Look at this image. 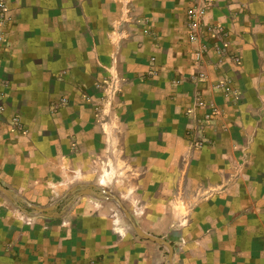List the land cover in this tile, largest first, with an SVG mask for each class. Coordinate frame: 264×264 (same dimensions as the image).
<instances>
[{"label": "crops", "instance_id": "0c3cea01", "mask_svg": "<svg viewBox=\"0 0 264 264\" xmlns=\"http://www.w3.org/2000/svg\"><path fill=\"white\" fill-rule=\"evenodd\" d=\"M192 2L7 0L0 184L64 182L78 159L82 174L113 166L104 185L114 176L138 225L174 255L103 210L73 216L60 203L17 230L0 204V264H264V0H214L206 21L227 46L204 65ZM14 115L26 133L11 131Z\"/></svg>", "mask_w": 264, "mask_h": 264}, {"label": "rangeland", "instance_id": "374dc122", "mask_svg": "<svg viewBox=\"0 0 264 264\" xmlns=\"http://www.w3.org/2000/svg\"><path fill=\"white\" fill-rule=\"evenodd\" d=\"M7 0H0V20L2 15L5 16L7 13L8 7L6 5ZM2 26L3 23L0 21V50L1 47V40L2 36L4 35L2 32ZM76 164L77 166L70 167L67 170V173L65 174L64 177V182H43V183H33V184H27L23 183L22 187H20V184L15 187V190L13 189L14 192L18 193L19 195L23 196L27 201L30 203L40 206V207H48L59 200H61V205L60 209H63L64 207L67 206V210L69 212L72 211V208L74 207V211L72 212V215L75 216L78 212H95V211H102L106 214L107 216L111 218V220H116L117 225L116 227H121L123 232L125 233H130L132 236H135L139 238L138 234L134 230L133 226L125 216L124 212L119 208L118 204L115 203L113 200H99L96 198H93L91 196H82L76 199L73 204L68 206V203L70 200H72L75 195L81 190L78 188L74 192L68 194V192L73 188V187H78L79 185H85V184H96L100 185L99 179L101 176L105 175L106 172L110 173L109 168L113 169L112 167L105 166V164H102L101 166H97L95 163L94 166L89 168L85 174H82L81 171V165H80V159L77 160ZM129 168L128 167H121L117 166L116 171L117 174L120 175L118 172H126L127 178L129 176L128 172ZM108 178H110V181L108 182ZM107 178V184L106 185H100L102 187H105L106 189L110 190L113 194L117 195L120 197V194L118 193L116 187L114 186L113 180H115V177H108ZM124 182L121 184L123 188H126L128 191V186L126 182V177H122ZM112 180V181H111ZM15 184V183H14ZM7 185V186H5ZM12 183H6L3 184L4 187L11 189L9 187H12ZM120 188V187H119ZM49 196L48 194H50ZM121 198V197H120ZM122 202L126 206V208L129 210V212L133 215V218L136 222V225H138L136 221V217H134V208L130 203V199H123L121 198ZM0 204H2L5 208H7L9 215L5 214L4 219H9L11 222L14 224V228L17 230L19 227L22 228L26 224H37L39 223V215H33L28 217L25 215L7 196H5L2 192H0ZM47 218L46 216L43 215L42 222H45L44 220ZM48 221V220H47ZM17 234L13 231L11 233V239L14 238ZM168 250V249H167ZM166 256H168V253H166ZM165 256V257H166ZM172 262V261H171Z\"/></svg>", "mask_w": 264, "mask_h": 264}, {"label": "built area", "instance_id": "2783aa9c", "mask_svg": "<svg viewBox=\"0 0 264 264\" xmlns=\"http://www.w3.org/2000/svg\"><path fill=\"white\" fill-rule=\"evenodd\" d=\"M213 5L214 0H193L191 6L187 9L189 41L195 46L193 54L200 65L210 63L208 53L212 45L219 53H222L224 47L227 46L224 42L227 37L224 28L221 25L206 21V16ZM0 82L4 86L8 84L7 81H3L1 78ZM120 82L121 80L118 78L112 80L109 88L111 94L115 95L118 92ZM5 111V105L0 104V117L4 115ZM8 126L12 132L26 133L28 131L27 126L19 115H14L8 122ZM204 142L205 140L202 138L194 141L192 143L193 148L202 147Z\"/></svg>", "mask_w": 264, "mask_h": 264}, {"label": "water", "instance_id": "95a60500", "mask_svg": "<svg viewBox=\"0 0 264 264\" xmlns=\"http://www.w3.org/2000/svg\"><path fill=\"white\" fill-rule=\"evenodd\" d=\"M78 188H80L81 190L75 195V197L72 200L69 201L68 206L73 204V202L79 197H82L85 195L91 196L99 200H113L115 203L118 204L119 208L124 212L125 216L127 217L129 222L133 226L138 236L141 238L156 242L160 245L166 246L169 249L168 261L169 262L172 261L173 255H174L173 246L169 242L164 240L163 238L151 235L145 232L141 227L137 226L133 218V215L126 208V206L124 205V203L122 202L119 196L113 194L110 190L106 189L105 187H102L96 184H85V185H79L78 187L77 186L73 187L68 192V194L74 192ZM0 192H2L5 196H7L23 213L29 216L44 215L48 217H53V216H58L59 214V212H57V208L59 207L61 200H59L58 202L48 207H40V206L30 203L25 198H23L21 195L4 187L2 184H0ZM29 209H32V210H29ZM66 209H67V206L61 210V213H64Z\"/></svg>", "mask_w": 264, "mask_h": 264}, {"label": "bare ground", "instance_id": "6f19581e", "mask_svg": "<svg viewBox=\"0 0 264 264\" xmlns=\"http://www.w3.org/2000/svg\"><path fill=\"white\" fill-rule=\"evenodd\" d=\"M99 183H100L101 185H104V184H105V179H104V178H101L100 181H99Z\"/></svg>", "mask_w": 264, "mask_h": 264}]
</instances>
